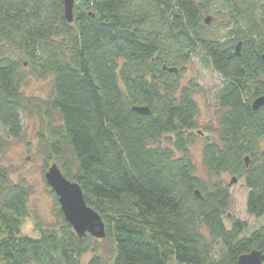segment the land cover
Wrapping results in <instances>:
<instances>
[{
	"label": "trees",
	"instance_id": "1",
	"mask_svg": "<svg viewBox=\"0 0 264 264\" xmlns=\"http://www.w3.org/2000/svg\"><path fill=\"white\" fill-rule=\"evenodd\" d=\"M263 12L264 0H74L68 22L63 0H0V264H81L96 250L60 208L59 229L35 221L27 184L1 161L29 112L27 76H52L46 109L57 119L48 115L41 138L43 169L55 163L80 185L113 244L109 262L87 264H236L264 253V223L245 233L228 217L227 186L195 174L189 148L203 132L195 84L180 82L192 57L221 78L202 164L209 176L243 178L246 212L262 216L264 108L252 102L264 94Z\"/></svg>",
	"mask_w": 264,
	"mask_h": 264
},
{
	"label": "rangeland",
	"instance_id": "2",
	"mask_svg": "<svg viewBox=\"0 0 264 264\" xmlns=\"http://www.w3.org/2000/svg\"><path fill=\"white\" fill-rule=\"evenodd\" d=\"M183 67L184 71L181 74L180 82L181 85H187L188 82L195 84L192 95L198 107L197 129L203 132V135L197 137L195 143L189 148L195 174L206 183L221 181L223 185L227 186L229 192L228 217L244 221L246 224L245 233H248L264 223V214L260 217L247 214L248 189L244 185L243 178H237L236 182L229 184L233 176L229 173L209 176L201 159V150L205 140L210 141L217 138L218 119L222 111L217 104L216 92L221 87L222 80L215 72L203 67L195 57H192ZM51 80L52 76L42 79L27 76L22 87V94L29 103V112L22 117V133L16 138H6L1 161L9 170L13 181L23 180L27 184L28 207L35 221L44 226L59 229L61 225V219L57 215L59 207L50 187L45 182L44 147L41 143L42 136L46 134L48 115L54 120L57 119V114L50 113L52 114L50 115L48 114L50 111L46 109V103L52 92ZM0 137L5 138L1 126ZM224 224L226 228H229V219L226 218ZM92 243L96 250L90 249L83 253L80 263L87 264L95 255L109 262L113 255L111 240L108 238L93 239ZM170 264L175 263L171 261Z\"/></svg>",
	"mask_w": 264,
	"mask_h": 264
},
{
	"label": "water",
	"instance_id": "3",
	"mask_svg": "<svg viewBox=\"0 0 264 264\" xmlns=\"http://www.w3.org/2000/svg\"><path fill=\"white\" fill-rule=\"evenodd\" d=\"M65 18L68 22L73 19V5L74 0H63ZM264 15V12H263ZM210 16L205 19L209 23ZM240 42L235 46V54L239 55ZM262 63L264 66V54L262 55ZM169 71L177 72V68H169ZM264 108V94L255 98L252 102L253 110ZM133 110L148 114V109L145 106H134ZM247 162V158H245ZM46 184L50 190L55 194L59 208L65 221L71 226L77 237H82L89 234L96 239L105 237V223L101 216L91 208L85 201L80 185L69 180L63 175L59 167L53 163L50 164L44 172ZM237 181L235 176H232L229 184ZM197 196H200L198 190L195 191ZM236 264H264V253L260 250L253 249L249 252L239 255Z\"/></svg>",
	"mask_w": 264,
	"mask_h": 264
},
{
	"label": "flooded vegetation",
	"instance_id": "4",
	"mask_svg": "<svg viewBox=\"0 0 264 264\" xmlns=\"http://www.w3.org/2000/svg\"><path fill=\"white\" fill-rule=\"evenodd\" d=\"M237 178V177H236Z\"/></svg>",
	"mask_w": 264,
	"mask_h": 264
}]
</instances>
